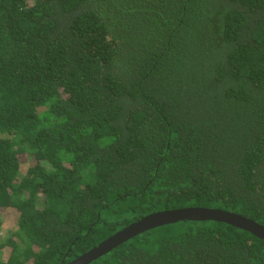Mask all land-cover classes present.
<instances>
[{"label":"trees","instance_id":"16d2710c","mask_svg":"<svg viewBox=\"0 0 264 264\" xmlns=\"http://www.w3.org/2000/svg\"><path fill=\"white\" fill-rule=\"evenodd\" d=\"M185 206L264 225V0H0V264ZM161 226L86 264H264L246 229Z\"/></svg>","mask_w":264,"mask_h":264},{"label":"water","instance_id":"95a60500","mask_svg":"<svg viewBox=\"0 0 264 264\" xmlns=\"http://www.w3.org/2000/svg\"><path fill=\"white\" fill-rule=\"evenodd\" d=\"M182 219L215 220L243 228L264 239V225L240 213L218 207L185 206L151 212L109 235L96 246L63 264H86L128 238L163 224Z\"/></svg>","mask_w":264,"mask_h":264},{"label":"rangeland","instance_id":"374dc122","mask_svg":"<svg viewBox=\"0 0 264 264\" xmlns=\"http://www.w3.org/2000/svg\"><path fill=\"white\" fill-rule=\"evenodd\" d=\"M12 220H13V213H10L9 211L7 213H5V216L2 220V224L0 225V238L3 236V234L6 232L7 228L9 227L10 228V225L12 226L13 223H12ZM173 223V222H172ZM169 224V223H168ZM184 224V223H182ZM178 224H176L175 226H177ZM13 227V226H12ZM163 227H153L152 229H150V231H157L159 232Z\"/></svg>","mask_w":264,"mask_h":264}]
</instances>
